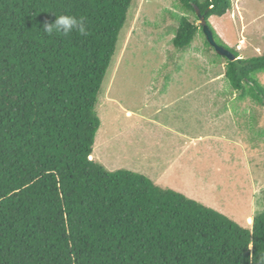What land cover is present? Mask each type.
I'll list each match as a JSON object with an SVG mask.
<instances>
[{
    "label": "trees",
    "instance_id": "obj_1",
    "mask_svg": "<svg viewBox=\"0 0 264 264\" xmlns=\"http://www.w3.org/2000/svg\"><path fill=\"white\" fill-rule=\"evenodd\" d=\"M178 1L173 46L184 51L201 31L239 103L264 106L255 77L264 49L240 57L208 20L230 0ZM132 2L0 0V264H257L264 256V210L244 228L142 173L89 158L98 94ZM52 13L82 17L86 34L43 32ZM197 13L233 60L207 42Z\"/></svg>",
    "mask_w": 264,
    "mask_h": 264
},
{
    "label": "rangeland",
    "instance_id": "obj_2",
    "mask_svg": "<svg viewBox=\"0 0 264 264\" xmlns=\"http://www.w3.org/2000/svg\"><path fill=\"white\" fill-rule=\"evenodd\" d=\"M182 12L178 0H133L98 94L91 157L247 228L264 210V106L239 103L225 60L204 51L201 31L184 51L173 46ZM208 20L240 57L264 49V0H230L224 15ZM255 77L264 84V72Z\"/></svg>",
    "mask_w": 264,
    "mask_h": 264
},
{
    "label": "clouds",
    "instance_id": "obj_3",
    "mask_svg": "<svg viewBox=\"0 0 264 264\" xmlns=\"http://www.w3.org/2000/svg\"><path fill=\"white\" fill-rule=\"evenodd\" d=\"M52 14L55 16V21L51 24H46L44 26L43 32H45L47 34L61 33L63 35H69L73 31H78L81 34H86L85 33V21L82 17H77L74 15H68V14H60V15H56L54 13H52ZM198 14L199 13H197V15ZM198 19H199V17H198ZM198 21H199V24H201L200 19ZM89 158H92L91 155L89 156ZM252 247H253V245L249 244L248 248L251 249ZM257 264H264V256H261L258 259Z\"/></svg>",
    "mask_w": 264,
    "mask_h": 264
},
{
    "label": "water",
    "instance_id": "obj_4",
    "mask_svg": "<svg viewBox=\"0 0 264 264\" xmlns=\"http://www.w3.org/2000/svg\"><path fill=\"white\" fill-rule=\"evenodd\" d=\"M198 17L200 19V23L202 24V32L205 35L207 42L214 48L216 53H218L219 55H223V56L229 58L230 60H233L234 55L228 49H226L225 47H223L221 45L216 44V42L214 41V38L212 36L211 30L209 29V27L204 22L203 16L201 14H198Z\"/></svg>",
    "mask_w": 264,
    "mask_h": 264
}]
</instances>
